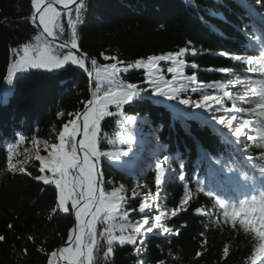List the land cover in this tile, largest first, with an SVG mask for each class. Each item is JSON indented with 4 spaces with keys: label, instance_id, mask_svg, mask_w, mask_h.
Returning <instances> with one entry per match:
<instances>
[{
    "label": "trees",
    "instance_id": "trees-1",
    "mask_svg": "<svg viewBox=\"0 0 264 264\" xmlns=\"http://www.w3.org/2000/svg\"><path fill=\"white\" fill-rule=\"evenodd\" d=\"M30 3L31 0H0V98L3 96L0 99V235L6 237L5 241L0 242V264H47V256L37 248L51 252L65 241L72 224L71 215L53 214L54 186H46L35 179L41 175L39 162L34 159L35 156L28 159L26 153L35 145L33 135L38 141L47 142L50 150V145L57 142L55 138L62 125L70 118L68 113L81 111L84 102L89 99L88 74L68 67L52 75L29 71L16 77L13 91L6 93L10 97L7 103L4 102L7 96L2 93V83L13 60L10 48L29 42L39 33L30 20ZM86 5L82 22L77 26L78 47L89 58L95 57L98 66L115 62L106 57L115 56L123 65H127L137 58L146 61L149 56L178 51L181 47H194L197 54H188L185 59L187 64L198 67H187L186 75L195 72L197 84L222 82L234 96L245 97V100L235 101L237 108L255 107L257 98L251 92L255 84L234 85L233 82L237 78H250L252 81L264 79L259 63H254L253 72L247 68L248 59L260 56L256 44L251 45V42H256L252 26H257V23L253 25L249 21H253L252 13L259 19L264 17V0L260 4H257V0H244V3L241 0H86ZM60 23L64 31L61 33L55 29L56 37L70 41L71 30L65 14L61 15ZM246 24L248 28L244 29ZM221 52L232 57L242 55L244 60L230 59ZM169 66L170 62H160V72L166 79L171 78L167 72ZM210 68H226L229 72L209 71ZM151 71L133 69L121 73L120 78L125 83L146 87V72ZM106 88L107 84H102V91ZM148 95H152L151 91ZM187 95L198 99L200 94L189 92ZM157 98L168 104L175 103ZM225 107H232V102L226 100ZM110 110L115 111L111 106ZM124 111L126 115L138 119L135 123L118 124L117 118L106 117L101 122L102 136L108 139L101 141V150H123L128 153L122 156L123 159H134L141 146V135L152 134L156 130L160 142L167 145V151L177 146L180 154L179 158L176 154L171 155L174 178L166 184L159 201L154 200L157 190L153 169L141 177H133L115 170L105 160L100 162L104 189L111 191L124 186L122 194L128 199L125 211L129 212L125 223L143 224L145 219L150 220L160 212L170 214L172 208L179 206L183 184H190L192 200L187 212L164 221L163 226L172 232L179 230V236L172 232L160 235L162 228L154 230L147 234L142 243L138 241L139 254L131 245L115 244L114 255L108 258V264H138V261L143 264H159L160 261H166V264H249L258 238L254 233H246L239 224L235 228L230 222L225 224L222 210L215 200L196 191V180H205L206 176L207 162L201 159L202 151L207 152L213 161L221 160L222 164L217 167L223 168L225 163L233 166L244 163L236 150L238 145L244 157L251 155L256 158L253 163L260 164L264 163L259 160L260 153L264 152L261 146L264 142L258 139L249 141L245 136L241 137L240 142H235L234 138L233 143L226 144L223 137L218 136L211 127L202 126L199 121H186L187 128L183 127L168 109L151 99H137L131 105H126ZM61 112L63 115L58 116ZM236 114L253 119L247 113ZM20 134L25 136V140L16 143ZM249 135L255 133L249 132ZM128 136H132L133 140L120 142ZM13 145L15 150L11 163L24 167L25 173L13 174L7 170V153ZM36 151L47 155L45 149ZM180 159L186 165L184 181L179 180ZM133 190L138 193L135 200L132 199ZM141 202L149 203L152 207L140 213L138 205ZM197 207L203 208L206 214L194 215L193 210ZM50 216H53L51 220ZM9 224L13 226L11 229ZM105 226L97 224L100 247L94 252L95 264H105L103 253L106 244L99 237V231ZM201 232L204 233L203 237ZM29 235L34 237V242L27 240ZM225 247L229 249L226 257L223 252ZM25 248L26 255L23 252ZM198 251L202 253L200 257L196 256ZM260 264H264V260Z\"/></svg>",
    "mask_w": 264,
    "mask_h": 264
},
{
    "label": "snow or ice",
    "instance_id": "snow-or-ice-1",
    "mask_svg": "<svg viewBox=\"0 0 264 264\" xmlns=\"http://www.w3.org/2000/svg\"><path fill=\"white\" fill-rule=\"evenodd\" d=\"M244 3V0H241ZM261 0H257L260 4ZM54 4L63 6L64 13L67 16V26L71 30L70 41H65L57 46L55 45L54 29H58L61 33L64 31L63 25L60 23L61 11L54 7ZM75 5V16L72 15L71 5ZM86 0H31L30 20L33 24L39 22L38 26L42 27L43 33L48 40L43 37V33H38L30 39L29 42L22 43L17 47L10 48L13 55L12 63L8 67L5 77L8 84H13V78L17 73H23L29 70L45 71L56 73L66 70L68 67L75 66L88 74L90 83L95 79V87L89 88L91 98L84 102L82 111L68 113L70 117L67 122L62 125L61 130L56 136L55 143L49 146L45 142V150L47 155L37 154L35 159L39 162V172L41 175L35 177L46 186H54L55 206L52 209L53 214H69L75 218V225L68 233V245L44 252L42 247H38L37 251L47 256V264H95L94 252L99 250L100 240L98 239L97 224L106 225L99 231V237L103 238L106 244V251L103 256L105 264H108V258L114 255V245L120 246L131 245L139 254L138 241L141 243L146 239L148 233L161 229L160 235L172 232L168 227H164V221L172 217L179 216L182 212H187L192 200V192L190 184H183V195L179 201V206L172 208L170 214L160 212L145 219L143 224L125 223L128 221L129 212L125 211L128 203L126 195H123L125 189L123 185L106 191L103 187V175L98 165L105 158L110 162L122 165V156L128 153L123 150L103 151L100 144L102 140H107V136H102V121L106 117L117 118L118 124L135 123L138 117L126 115L124 109L126 105H131L137 99H151L155 103H160L157 97L164 98L166 101H173L168 107L174 112V119L182 122L189 120L199 121L202 126L211 127L218 136L223 137L226 144L240 142L241 137H247L249 141L259 140L264 142V79L252 81L250 78L234 80V85H253L251 92L257 98L255 107L248 109H239L235 106L237 99L245 100L244 96H234L231 91L227 90V86L222 82L199 83L197 84V76L195 72L192 75H186L185 69L191 67L197 68L196 64H187L186 55H196L197 49L194 47H181L178 51L168 52L166 54L154 55L147 57L145 61L137 58L134 63L126 66L122 61L117 60L115 56L106 57L115 61L98 66L95 57L89 58L87 53L79 52L77 26L82 22V18L86 11ZM205 11H207L205 9ZM255 25V21H249ZM248 25L244 26L247 29ZM260 30H264V17L261 18ZM256 29L253 30L255 37ZM245 35L248 33L245 31ZM191 45V42H188ZM66 53L60 50L66 48ZM76 50V51H74ZM221 55L228 56L227 53L221 52ZM103 55V53L101 54ZM236 61H243L242 55L228 56ZM90 59L91 68L87 66ZM170 62L167 72L171 74L170 79H166L165 75L160 72V62ZM248 65L259 63L261 74L264 75V51L260 52L259 58L253 57L248 59ZM150 68L151 72H146V87L132 82L125 83L121 78V73L130 72L133 69ZM209 71H220L228 73L229 69H209ZM249 72L254 69L249 68ZM106 83V90L102 91V84ZM212 91L209 92L208 90ZM151 91L152 95L148 93ZM189 92L199 93L198 99H192L187 95ZM232 102V107L226 108L225 101ZM7 103V98H5ZM184 106L180 108L179 106ZM110 106L115 111L110 110ZM186 109H192L187 111ZM247 113L253 119L244 118L243 114ZM63 113H58L62 116ZM215 122V123H213ZM255 124V127L252 125ZM222 126V127H218ZM225 129L227 131H225ZM254 132L255 135H249ZM15 134V132H14ZM230 134V135H229ZM154 138V150L151 153L156 157L154 184L156 186L157 195L154 200H160V193L166 182L173 179L175 169L171 167L172 156L163 155L167 145L160 142L156 130L152 133ZM25 140L23 134L19 135L16 143H22ZM133 140L132 136L121 139V143H128ZM33 143H39L35 135L32 136ZM112 143V141H109ZM264 147V144L261 145ZM15 150L13 145L7 153V170L10 173H25L24 167H17L13 163L12 154ZM179 158V153L176 154ZM201 159L207 162V170L210 180L205 183L204 180H196V191L203 193L204 196L215 200L219 209L222 210L224 223H231L233 228L239 224L246 233H254L258 238V246L254 248L249 259L251 264H257V260L264 258V190L260 192L259 197L245 195L243 199L238 201H227L222 198L216 191V182H223L227 177L222 175L223 168L217 167L222 161H215L209 157L207 152L202 151ZM256 158L249 155L247 160L250 167L264 178V163H253ZM259 160L264 161V152L260 153ZM169 164L165 168V164ZM186 165L183 159L179 162V180H185ZM231 171V169H229ZM30 175V173H28ZM244 179L252 180L255 187V177L244 175ZM146 187V185H143ZM138 193L133 190L132 199L135 200ZM147 197H145V200ZM152 207L151 204L141 202L138 205L140 213H144L146 209ZM159 205L157 204V209ZM194 215H205L203 208L197 207L193 210ZM53 216H50L51 220ZM122 221L121 223H117ZM150 225V226H149ZM9 229L13 226L8 225ZM117 232L119 234H117ZM173 235L179 236V230L172 232ZM201 237L204 233H200ZM6 240L4 235H0V242ZM28 241L34 242V237L27 236ZM206 243V239L204 240ZM27 254V248L23 249ZM224 256L228 255L229 249L225 247ZM201 252H197L196 256L200 257ZM138 264H143L138 261ZM159 264H166V261H160Z\"/></svg>",
    "mask_w": 264,
    "mask_h": 264
},
{
    "label": "water",
    "instance_id": "water-1",
    "mask_svg": "<svg viewBox=\"0 0 264 264\" xmlns=\"http://www.w3.org/2000/svg\"><path fill=\"white\" fill-rule=\"evenodd\" d=\"M73 6H74V4L71 5L70 7H73ZM54 7H56L57 9H63V6H62V5H59V4H54ZM38 24H39V22H38V20H37L36 25L38 26ZM38 28H39L40 31L43 33V29H42V27H39V26H38ZM43 34L47 37L48 40H51V39H52V37H48L46 33H43ZM60 43H63V42H62V41H59V40H57V39H55V45H56V46H58ZM64 49H65V50H68L67 47L64 48ZM78 49H79V48H78ZM74 51H76V50H74ZM79 52H82V51L79 49ZM88 62L90 63V59H89ZM90 64H91V63H90ZM90 98H91V97H90ZM74 225H75V218H74V214H73V215H72V227H71V229H73ZM67 244H68V240H67L63 245L65 246V245H67Z\"/></svg>",
    "mask_w": 264,
    "mask_h": 264
},
{
    "label": "rangeland",
    "instance_id": "rangeland-1",
    "mask_svg": "<svg viewBox=\"0 0 264 264\" xmlns=\"http://www.w3.org/2000/svg\"><path fill=\"white\" fill-rule=\"evenodd\" d=\"M121 66L123 67V66H126V65H121ZM140 69H145V70H148V71L152 70V69H150V68H140ZM5 84H6V85H9L6 81H5ZM36 149H45V143H43V142H41V141H39V143H35V145L32 146V147L28 150V152L26 153V157H28V159H29V158H32V157L36 156V154H37ZM32 159H33V158H32ZM34 159H35V157H34ZM149 226H150V225H149Z\"/></svg>",
    "mask_w": 264,
    "mask_h": 264
}]
</instances>
